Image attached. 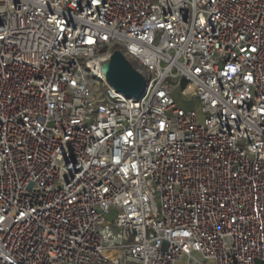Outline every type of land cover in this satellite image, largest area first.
Here are the masks:
<instances>
[{
	"label": "built area",
	"instance_id": "obj_1",
	"mask_svg": "<svg viewBox=\"0 0 264 264\" xmlns=\"http://www.w3.org/2000/svg\"><path fill=\"white\" fill-rule=\"evenodd\" d=\"M0 264H264V0H0Z\"/></svg>",
	"mask_w": 264,
	"mask_h": 264
},
{
	"label": "water",
	"instance_id": "obj_2",
	"mask_svg": "<svg viewBox=\"0 0 264 264\" xmlns=\"http://www.w3.org/2000/svg\"><path fill=\"white\" fill-rule=\"evenodd\" d=\"M105 81L115 92L126 98L140 99L145 90L143 76L137 72L118 50L101 65Z\"/></svg>",
	"mask_w": 264,
	"mask_h": 264
},
{
	"label": "rangeland",
	"instance_id": "obj_3",
	"mask_svg": "<svg viewBox=\"0 0 264 264\" xmlns=\"http://www.w3.org/2000/svg\"><path fill=\"white\" fill-rule=\"evenodd\" d=\"M178 102L186 109H196L198 107V103L196 101H182L178 99Z\"/></svg>",
	"mask_w": 264,
	"mask_h": 264
}]
</instances>
